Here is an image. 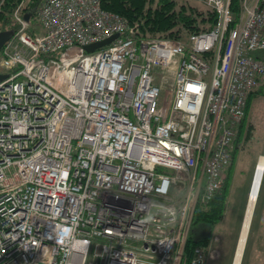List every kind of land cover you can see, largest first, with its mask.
<instances>
[{"label": "built area", "instance_id": "obj_1", "mask_svg": "<svg viewBox=\"0 0 264 264\" xmlns=\"http://www.w3.org/2000/svg\"><path fill=\"white\" fill-rule=\"evenodd\" d=\"M25 1L0 49V264L181 262L264 82V0H205L217 20L188 42L139 37L101 0H42L30 32Z\"/></svg>", "mask_w": 264, "mask_h": 264}, {"label": "trees", "instance_id": "obj_2", "mask_svg": "<svg viewBox=\"0 0 264 264\" xmlns=\"http://www.w3.org/2000/svg\"><path fill=\"white\" fill-rule=\"evenodd\" d=\"M42 0H26L23 11H31ZM20 0H3L0 5V30L10 29L15 31L19 24L14 19L12 12ZM102 7L115 11L125 16L130 24L134 25L139 37H169L183 42H188L190 34L210 30L217 20V13L209 7L202 9L195 5L178 2L177 0H101ZM232 8L237 11V1L233 0ZM30 29L33 32L38 21L34 14L30 17ZM253 56L264 61V49L256 50ZM264 95V83L250 91L247 96L246 115L236 130V136L231 148V162L226 169V178L221 188L207 204L197 203L190 229L183 247L181 264H189L197 247L204 248L209 242L208 235L195 236L192 232L204 225L202 232H210L221 218L226 204L230 171L234 166L238 149L246 133L250 107L253 98ZM261 95V96H262ZM264 172V171H263ZM260 182L259 195L264 183V174ZM257 201V199H256ZM256 204V202H255ZM207 228V229H206ZM206 229V230H205ZM197 230V229H196Z\"/></svg>", "mask_w": 264, "mask_h": 264}, {"label": "rangeland", "instance_id": "obj_3", "mask_svg": "<svg viewBox=\"0 0 264 264\" xmlns=\"http://www.w3.org/2000/svg\"><path fill=\"white\" fill-rule=\"evenodd\" d=\"M177 1L195 5L200 9L207 7L205 0ZM163 72L166 75H169L166 70H160L157 78H160L161 73ZM168 77L169 80H171V75H169ZM261 95L253 98L250 107L246 133L238 149L235 163L232 168V174L227 193L226 207L221 221H219L217 224V230H221V232H236L234 244L232 246L231 258L228 264H232L233 255L245 214V208L247 206L248 192H250L249 189L252 184L256 163L260 155H264V95ZM245 195L246 198L242 206L241 202ZM196 229L195 231H198ZM202 231L203 230H200V232ZM249 232H264V183L261 189L260 196L257 197V201L254 207L251 224L248 231V237ZM245 249L243 250L240 264H252V261H254L253 264L261 263L260 260L262 254L257 255V253L253 252L251 239L247 247L245 245ZM173 257L174 260L171 262V264L181 263L177 260L176 253Z\"/></svg>", "mask_w": 264, "mask_h": 264}, {"label": "crops", "instance_id": "obj_4", "mask_svg": "<svg viewBox=\"0 0 264 264\" xmlns=\"http://www.w3.org/2000/svg\"><path fill=\"white\" fill-rule=\"evenodd\" d=\"M232 168L230 171V178L232 174ZM229 184H230V181H229ZM228 189H229V186H228ZM245 198H246V195L241 202L242 206L244 204ZM226 201H227V198H226ZM225 207H226V204H225ZM217 224H215L214 227L211 228V230L209 229L210 232H200L201 229L205 228L204 225L198 227L197 228L198 231L192 232L195 236H202V235L209 236V242L207 246L202 248L204 255H205L204 264H228L231 258L232 246L234 244V238L236 236V232H221V230H217ZM250 239L253 245V252L257 253V255L262 254L260 264H264V232H249V237L247 235V239L245 243L246 247ZM212 249L217 250L216 256L210 255V251ZM253 262L254 261H252V264Z\"/></svg>", "mask_w": 264, "mask_h": 264}, {"label": "bare ground", "instance_id": "obj_5", "mask_svg": "<svg viewBox=\"0 0 264 264\" xmlns=\"http://www.w3.org/2000/svg\"><path fill=\"white\" fill-rule=\"evenodd\" d=\"M245 115H246V110L244 112L243 117L241 118V121L245 117ZM240 122L238 123V125L240 124ZM238 125H236L235 130H237ZM235 130L234 132H236ZM263 171H264V155H260L256 163V167H255V171H254V175L252 179V184L249 189L250 192H248L247 206L245 208V214L243 217L241 231L238 236L235 252L233 255L232 264L241 263L243 250L245 247V243H246V239H247V235H248V231L250 228L251 219H252V215H253V211L255 207V202H256V199L258 197V193L260 190L259 186H260L262 174L264 173Z\"/></svg>", "mask_w": 264, "mask_h": 264}, {"label": "water", "instance_id": "obj_6", "mask_svg": "<svg viewBox=\"0 0 264 264\" xmlns=\"http://www.w3.org/2000/svg\"><path fill=\"white\" fill-rule=\"evenodd\" d=\"M27 17V14L26 16ZM13 34V30L10 29H5V30H0V49L4 42L10 38V36ZM117 36H119V33H114L104 39L97 40L88 44H85L83 46L84 50L86 52H93L98 48H101L109 43H111ZM7 76L6 73H0V81L4 79ZM42 264V263H41Z\"/></svg>", "mask_w": 264, "mask_h": 264}]
</instances>
